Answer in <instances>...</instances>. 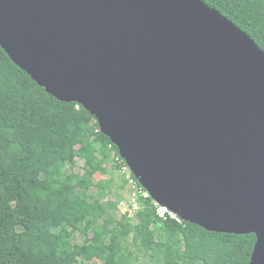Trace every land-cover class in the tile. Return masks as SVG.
I'll list each match as a JSON object with an SVG mask.
<instances>
[{"label": "water", "instance_id": "water-1", "mask_svg": "<svg viewBox=\"0 0 264 264\" xmlns=\"http://www.w3.org/2000/svg\"><path fill=\"white\" fill-rule=\"evenodd\" d=\"M0 45L86 109L151 198L264 264V51L202 0H0Z\"/></svg>", "mask_w": 264, "mask_h": 264}, {"label": "trees", "instance_id": "trees-1", "mask_svg": "<svg viewBox=\"0 0 264 264\" xmlns=\"http://www.w3.org/2000/svg\"><path fill=\"white\" fill-rule=\"evenodd\" d=\"M202 1L264 51V0ZM116 157L86 109L49 95L0 45V264H134L129 243L151 264H250L254 234L161 219L151 197L119 215Z\"/></svg>", "mask_w": 264, "mask_h": 264}, {"label": "built area", "instance_id": "built-area-1", "mask_svg": "<svg viewBox=\"0 0 264 264\" xmlns=\"http://www.w3.org/2000/svg\"><path fill=\"white\" fill-rule=\"evenodd\" d=\"M121 158H122L121 156L116 157L115 162L116 163H122ZM120 172L125 176V179L127 181V185H129V187L131 189L132 207L134 208V211L138 210L139 209L138 198L139 197L148 198L151 196H150L149 192L141 186L139 181L132 177L133 173L130 170L127 163H126V165L121 167ZM154 202H155V205L157 207V214L161 219H165V218L169 217L171 220H174L178 224L185 223V220L178 213L173 212L170 208H168L165 205H161L156 201H154Z\"/></svg>", "mask_w": 264, "mask_h": 264}, {"label": "rangeland", "instance_id": "rangeland-1", "mask_svg": "<svg viewBox=\"0 0 264 264\" xmlns=\"http://www.w3.org/2000/svg\"><path fill=\"white\" fill-rule=\"evenodd\" d=\"M84 165L83 161H78V167L74 170L75 172H81L82 166ZM66 173H70V169L69 167L67 168ZM121 174V172H120ZM103 177H98L96 179H101ZM109 177H105V179H107ZM115 179L118 180V174L115 175ZM97 181V180H96ZM94 192L96 191L95 188L92 189ZM113 194L110 197V199H113L114 201L119 200V215H124L125 213H133L134 212V208L132 207V195H131V189L129 187V185H127L124 189L120 188V187H116L113 190ZM81 241L80 239L76 238L73 242V244H80ZM130 246V250L135 251V255L138 257V260L134 263V264H151L149 262L148 257H144L143 254H140L136 248L131 247V243H129Z\"/></svg>", "mask_w": 264, "mask_h": 264}]
</instances>
